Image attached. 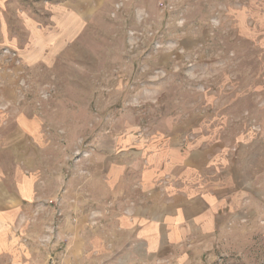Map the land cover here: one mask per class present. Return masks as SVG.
Masks as SVG:
<instances>
[{
    "label": "rangeland",
    "instance_id": "rangeland-1",
    "mask_svg": "<svg viewBox=\"0 0 264 264\" xmlns=\"http://www.w3.org/2000/svg\"><path fill=\"white\" fill-rule=\"evenodd\" d=\"M182 157L224 214L145 260L112 224ZM0 180L36 196L15 264H264V0H0Z\"/></svg>",
    "mask_w": 264,
    "mask_h": 264
},
{
    "label": "crops",
    "instance_id": "crops-1",
    "mask_svg": "<svg viewBox=\"0 0 264 264\" xmlns=\"http://www.w3.org/2000/svg\"><path fill=\"white\" fill-rule=\"evenodd\" d=\"M182 158L183 177H176L174 181L170 170H167L172 158H164L154 164L150 176L144 174L135 186L143 201H130L112 224L115 225L116 233L123 236L126 251H132L145 260L148 256L154 260L161 259L172 250L189 245L192 238L220 223L221 215L224 214L220 199L209 189L196 187L193 179L199 174V168L188 157ZM153 176L157 179L171 176L163 191L162 202H151L155 197L150 189L154 182ZM179 180L183 182L181 186L177 184ZM35 199V195L14 187L9 188L0 180V260L7 261V264L19 263L23 259L24 239L21 236L26 233V225L23 223L26 211L33 207L31 205ZM80 208L76 206L75 209L83 211L84 208ZM82 219H77L75 224L71 218L66 217L59 223L63 225L64 234L69 232L73 235L76 255H83L86 244L82 237V227L78 226H82Z\"/></svg>",
    "mask_w": 264,
    "mask_h": 264
}]
</instances>
